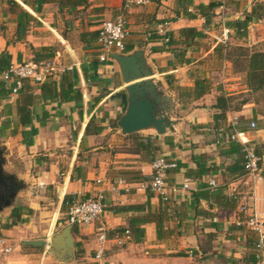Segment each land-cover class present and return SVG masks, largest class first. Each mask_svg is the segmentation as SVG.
I'll use <instances>...</instances> for the list:
<instances>
[{
  "label": "crops",
  "instance_id": "1",
  "mask_svg": "<svg viewBox=\"0 0 264 264\" xmlns=\"http://www.w3.org/2000/svg\"><path fill=\"white\" fill-rule=\"evenodd\" d=\"M16 1L40 22L39 25L30 27L26 37L27 43L35 47L55 45L52 42L59 43L62 47V54L58 49L56 53L64 58H71L70 63L74 67L68 72H71L73 78L76 79L83 96L79 102L74 100L62 102L59 99L39 100L33 108L32 125L20 127L13 135H8V129L5 128L3 121L7 119L6 122L11 123L16 120L15 99L17 95L11 99L2 100L0 103V134L8 135L6 146L15 148V152L21 156L28 167L25 166V169L20 170L19 163L16 164L6 158L7 154L3 155L12 173L24 180L27 178L30 181L34 179L46 183L56 182L62 196L67 193H76L81 197H87L99 191L104 193L106 208L100 218L90 226L74 228L76 260L80 264H255L252 253L256 234L244 224L239 223L246 215L240 211L239 207L242 203L251 205L253 196L264 197V181L253 183L249 178L239 177L223 182L224 170L221 165L226 158L219 155L220 144L212 142L213 136L204 131V127H200L198 131L192 128L195 124L212 123L213 109L197 112L195 108L189 114L179 116L175 114L179 106L177 102L173 113V117L178 119L176 125L161 135L139 133L154 138L155 144L160 147L153 158L163 155L177 163H185L189 168L196 167L197 162L203 160L206 166L215 167L208 169L199 180L186 176V166L168 169L166 172L168 199H164L158 193L145 187L147 182H135L144 175H151V160H144L140 154L130 150H113L114 146L121 148L125 142L126 135L121 133L118 119L125 112L128 102L125 83L119 73L120 69L115 71L114 68L117 62L111 58L105 61L97 58L94 54L96 39L88 42L91 46L89 49L91 54L83 56L70 37L60 34L58 27L52 24L55 20L58 23L57 18H60L57 1L45 2L41 6L35 4V0ZM209 1L193 0V3L206 4ZM242 1L226 0L224 14L228 26L232 27L233 21L243 18L237 14H226L231 6H237ZM88 2L89 5L84 10L64 8L69 13L80 10L79 16L75 19L69 13L65 17L68 28L73 29L75 23H81L85 28L84 30L80 28L78 35L81 31L82 33L83 31H97L102 20L114 19L123 11L130 31L125 44L132 47L130 51L141 46L145 47L148 62L153 70V75L150 77L159 82L167 92L174 93L176 100V93L169 89L165 75L172 74L178 84L186 86L193 85L196 76L189 73L187 66L175 63L172 58L175 49H172L163 36L160 35L161 37L157 40L147 41L145 33L154 31L158 25H163L166 33L173 32L174 36L177 35L179 28L197 27L204 29V38L210 39L213 43L212 38L221 30L216 15L213 23L208 27H204V19L201 16L190 19L183 15H176V0H150L143 6L132 7L125 11L122 0H88ZM31 4L39 7L38 13L32 9ZM4 5L0 1V52L7 50L12 55V62L24 61L26 57L31 60L32 50L28 51L26 42H14L8 45L6 43L5 36L13 37L15 22L13 16L3 14ZM40 30H46L53 41L51 43L38 42L37 40L43 35ZM152 46H158L160 50L148 52L147 49L151 50ZM91 58L96 59V64ZM61 76L62 74L51 80L59 83ZM30 84L35 87L36 93H39L38 86L41 83ZM208 95L210 93L190 104H198ZM98 96L101 98L97 99ZM237 114L229 112L227 119L235 118ZM90 119H95L103 126L100 133L84 135L85 127ZM110 120H115L114 123L118 126L109 124ZM21 129H25L29 134L23 136ZM106 134L108 137L105 141L106 146H104L103 138ZM242 137L250 143L255 137L261 142L264 141L262 133L253 136L243 131ZM79 152L80 157H77ZM85 152L88 155L92 154L84 156ZM41 155L44 158L40 157ZM46 164L47 166L42 168ZM74 167H81L82 173L79 177L71 178ZM31 168H37L35 174L31 172ZM19 171L23 175H20ZM119 178L130 185L129 191L113 188L114 182ZM211 178L218 183L214 189L216 193L238 195L239 202L236 208H223L214 203L211 204L209 200L195 198V193L201 191L200 183H207ZM185 181L189 182L187 190L181 188ZM242 181H246L247 191L239 188ZM171 185H176L179 189L172 192ZM129 205H143L144 210L119 209ZM160 207H166L168 215L163 225L170 230V233H166L164 237L160 239L157 237L154 222L135 224V227H139L142 232L134 235L130 231L129 238L123 235L124 231L118 232L119 228L128 225L129 217L141 215L147 211L155 212ZM256 208L261 215H264V200L257 201ZM102 230L108 241L103 257L97 261L94 258V249L97 235ZM1 234H4L3 229H1ZM118 236L121 237L120 242L116 241ZM34 239L42 238L35 237ZM144 247L149 250L145 251V254H137V250ZM188 247L192 249L184 250ZM44 251L47 252V249ZM32 255L34 254L22 253L19 245L12 259L15 264H24Z\"/></svg>",
  "mask_w": 264,
  "mask_h": 264
},
{
  "label": "trees",
  "instance_id": "2",
  "mask_svg": "<svg viewBox=\"0 0 264 264\" xmlns=\"http://www.w3.org/2000/svg\"><path fill=\"white\" fill-rule=\"evenodd\" d=\"M5 5L2 8L3 14L13 16L15 22V30L13 37H6L7 45L14 42H26V37L30 27L33 25H39L40 22L32 15L28 10H26L20 3L16 0H0ZM57 1L59 4V10L64 8L68 9H78L83 10L88 7V0H35V4L41 6L45 2ZM159 1V0H156ZM35 4L30 6L35 12H39V7ZM220 4L219 0H210L208 3H197L194 4L193 0H176L175 14L183 15L190 19L197 18L198 16L203 17L204 27H208L213 23V18L215 16V8ZM192 7V11L188 9ZM81 9V10H82ZM80 11V10H79ZM264 20V2L256 0L253 2L252 7L249 11H245L243 18L232 22V27L235 29L238 38H244L247 36V25L250 21L261 22ZM2 29L4 27H1ZM202 28L197 27H182L177 30V35L174 36L173 32H167L165 35L168 38V44L182 45L184 48L196 44L197 40L205 37V33ZM97 31H86L81 33V40L83 42H93L96 39ZM160 35H153L150 41L157 40ZM163 38V37H162ZM32 50V60H48L51 61L57 51L55 45H43V46H33L27 43ZM223 46L222 44H217L214 51H219ZM132 47L125 45V52L131 50ZM160 47L152 46L151 51H158ZM94 54H97L96 51ZM245 58V67L242 70L246 76V84L249 89L258 90L264 88V50H252L243 53ZM96 60V59H92ZM185 63H189L188 60H184ZM95 63V61H93ZM12 64V55L7 51L3 50L0 52V74L9 70ZM96 64V63H95ZM52 79V78H51ZM49 80L41 83L39 88V93H36L35 87L30 84L28 80L23 81L21 89L17 93L15 99V113L16 120L7 123L4 119L3 124L5 128L8 129V135H13L18 132L20 127H26L32 125L33 108L35 104L41 99H59L62 102L74 100L79 102L82 100V90L77 86L76 79L73 78L72 73H64L61 76L59 83L55 80ZM165 80L169 84V89L176 93L177 102L181 105H188L191 102L201 98L205 94L209 93L213 88V83L211 79L207 76L197 75L194 79V83L191 86L180 85L177 83L176 79L172 74H166ZM217 94L215 100L211 105L213 109V121L210 124V129L212 131V142L220 144L219 155L226 158L221 167L224 170L223 182H229L233 179L242 177L247 178V171L245 169V152L243 151L244 145L236 138L237 131H246L245 127H241L238 122L234 125L227 123V113L228 111L238 110V106L234 105L233 101L237 98L236 95L225 92L221 87H216ZM11 92V85L7 86L3 80L0 79V103L2 100H6ZM98 96L97 99H100ZM246 101H241L244 104ZM254 117V115H253ZM116 126H118L116 124ZM103 130V126L95 119H90L85 127L84 135L88 134H98ZM21 134L26 136L29 134L25 129H21ZM130 141L131 149L134 153L140 154L144 160H152L153 156L158 153L160 147L156 145V140L150 136H144L139 133H130L126 135ZM253 150L264 156V145L262 147L254 148ZM80 157V152L78 156ZM194 158V156H192ZM203 161V160H202ZM197 162L196 167L189 168L185 163H177V168L186 166L187 169L185 174L187 177L193 179H201L204 173L208 169H214L215 167L206 166L204 162ZM82 173L81 167H74L71 178L80 176ZM150 176L144 175L140 177L135 182H148ZM128 180V179H127ZM130 181V180H129ZM133 181V180H132ZM201 191L195 193V198H203L209 200L219 207L223 208H236L239 202V197L237 194H224L222 192L216 193L215 190L209 189L206 182L200 183ZM148 188V187H147ZM73 194H65L61 211L65 212V201L70 198ZM119 209L125 210H144L143 205H129L122 206ZM33 209L21 204H15L10 210L8 221L6 223H0V236L1 229L14 226L20 222L27 221V217L32 214ZM167 208L160 207L158 211L152 212L147 211L144 214L129 217L128 225L126 227H121L118 232L128 229L134 235L141 233L142 230L139 227H135V224H142L148 222H154L157 230V237L160 239L170 233L168 228H165L163 222L167 220ZM243 227V226H242ZM73 232L75 231L72 228ZM255 243V240H254ZM253 243V244H254ZM25 248H42L33 247L29 245H23ZM254 246V245H253ZM254 249V248H253ZM78 256V255H77ZM252 258L255 263L254 252L252 253Z\"/></svg>",
  "mask_w": 264,
  "mask_h": 264
},
{
  "label": "rangeland",
  "instance_id": "3",
  "mask_svg": "<svg viewBox=\"0 0 264 264\" xmlns=\"http://www.w3.org/2000/svg\"><path fill=\"white\" fill-rule=\"evenodd\" d=\"M254 1L256 0H243L242 3L240 2V4L237 6H231V9L228 10L226 14H237L243 16L245 11L250 10ZM259 1L264 2V0ZM68 13L69 12L67 10H60V18H57L59 19L58 23L55 20V22H52L53 26L55 25L56 27H58V31L60 32V34H63V36L70 37L73 43L76 44L78 50L82 52L83 56L91 54L89 50L91 46H89V43L80 40V34L82 33V31L79 35L77 33L80 28H83L84 30L85 26L81 23L76 24L75 22H73V24L75 23L76 25H73V29H69L67 20H65V17L68 15ZM69 14L75 19V17L79 16L80 12H70ZM40 31H42L43 35H41V38L37 40L38 42L51 43V41H53V39L49 37V34H47L46 30ZM52 43L55 44L56 48L60 52L62 51V47L59 43ZM216 45H213L210 39L202 38L197 40L196 44H192L191 46L186 48H184L182 45L172 46V49H175L173 52L174 56H172V58H174L175 60V63L187 66V69L191 75H201L209 77L213 83V88L209 92L210 95L206 96V98H204V101H199L198 104H179V106L175 110V114L184 116L187 113L189 114L195 108H197V112H204L207 109H212L211 105L214 102L217 93L216 87H221L225 92L237 96V98L234 99L233 103L234 105L238 106L239 109L236 111H228V113H238V116H235L236 118H234V121L238 122L241 127H245V132L250 133V135L256 136L259 133H262V135H264V88L254 91L252 89H249L246 84L245 73L242 71L245 67L246 62L243 53L252 50H264V20L258 22V24L252 25L250 28V32L249 34L247 33L246 37L242 39L238 38L234 29L230 34L229 40L227 41L226 45L221 46V49L219 51H214ZM27 46L28 51H31L29 45ZM55 58L57 64L62 65H69L72 61L71 58H64L58 53H56ZM27 60L30 59L26 57L24 61ZM184 60H188L189 63H185ZM93 61L96 60H92V62ZM114 68L115 71H119L117 63L114 65ZM241 101L246 102L242 104ZM250 120H254L256 123L254 129L250 128L248 125V122ZM114 122L115 120H110L109 124L115 126L116 123ZM210 124L212 123L206 125L195 124L193 125V127H191L194 131H198L200 127H204V131L213 136V130L210 129ZM0 136H2L0 137V149L3 150L4 155L7 154L8 157L6 158L14 161L16 164L19 163V166L22 168L21 169L19 167L20 170L25 169V166L28 167L27 165H25V161L21 158V156H19L17 152H15V148L12 149L8 145L6 146L5 143L8 140V135H5L3 133L0 134ZM107 137V134L104 135V146H106L105 141ZM236 138L238 139L237 135ZM251 144L254 148L262 147L264 145V141L261 142L259 138L255 137ZM114 149H131L129 139L125 138L123 146L121 148L114 146L113 150ZM91 154L92 153H89L90 156ZM83 155L86 156L88 154H86L85 152ZM40 157L44 158V156L42 155ZM45 166H47V164L43 165L42 168H45ZM6 169L12 172V169H10L7 165ZM36 170L37 168H31V172L33 174H35ZM61 171H63L62 167ZM18 173L20 175H23L20 171ZM61 178L62 175L59 177V179L61 180ZM58 186L59 185L56 182L46 183L34 179L30 181L26 178L25 187L18 192L13 202V205L21 204L30 207L33 209V212L27 217V221L20 222L8 228H3L4 234H2L1 236L8 238L10 243H12L13 245L19 244L20 251L22 253L34 254L30 256L26 260V262H40L42 264H66L63 262H59L56 259L55 255L49 251L43 254V251L46 248H25L21 243L22 240L34 239L35 237H40L49 241L50 237L54 233L60 231L61 228L66 225V214L65 212L61 211L64 195L62 196L60 194V189L58 188ZM239 188H241V190L243 191H247L248 185H246V181H242L239 185ZM9 213V207L4 208L3 211L0 212V223H6L8 221ZM187 249H192V247H188L184 250ZM147 250H149V248L144 247L142 249H138L137 254H145V251Z\"/></svg>",
  "mask_w": 264,
  "mask_h": 264
},
{
  "label": "built area",
  "instance_id": "4",
  "mask_svg": "<svg viewBox=\"0 0 264 264\" xmlns=\"http://www.w3.org/2000/svg\"><path fill=\"white\" fill-rule=\"evenodd\" d=\"M220 4L216 7L215 15L217 16V22L221 26L220 33L212 38L214 45L222 44L226 45L229 40L230 34L234 28L226 24L225 17V4L226 0H219ZM150 0H122L123 10H128L132 7H139L149 3ZM192 11V7L188 9ZM258 22L251 21L247 25V33L249 34L252 25ZM130 31L127 25V18L122 11L114 19L102 20L97 28L96 34V56L100 61H105L109 58L110 52H125V40L128 37ZM166 30L163 25H158L154 31H148L145 33V40L149 41L153 35H161L165 41H168L166 37ZM151 52L150 48L147 49ZM54 57L51 61L48 60H27L22 62H12L8 71L0 74V79L5 82L7 86L11 85V92L9 99L17 95L19 89H21L24 80H28L32 84H40L48 79L55 78L63 73L71 71L74 65H62L57 64ZM236 118V117H235ZM227 123L234 125L236 122L234 118L227 119ZM250 128L254 129L256 123L254 120L248 122ZM236 135L238 140L244 145L243 151L245 152V169L247 171V178L253 183L264 181V156L257 154L252 146L245 141L242 137L243 131H237ZM151 175L149 181L145 184L151 191H154L161 195L164 199H168V184L166 182V172L168 169L176 168L177 162L175 160L168 159L166 156L159 155L154 157L150 163ZM210 189H215L218 186L217 181L211 178L207 181ZM113 188H122L125 191L130 190V185L123 179H117ZM181 188L183 190L189 189V182L182 183ZM179 188L176 185H171L170 190L176 192ZM65 201V224H70L72 228L87 227L95 223L105 211V195L99 191L94 195L81 197L78 194H74ZM264 200V197H252V204L247 205L242 203L239 207L240 211L246 213L245 217L239 222L244 224L248 229L254 231L256 234L254 243V258L255 264H264V215H261L256 208L257 201ZM248 209L250 211L248 212ZM123 235L127 238L130 237V231L124 230ZM108 238L105 232L102 230L97 235L96 245L94 249V258L99 261L106 249ZM116 241L120 242L121 237H116ZM19 247V244L13 245L8 238L0 236V264H15L12 255L14 251ZM44 251L43 254H45ZM25 264H42V263H30Z\"/></svg>",
  "mask_w": 264,
  "mask_h": 264
},
{
  "label": "water",
  "instance_id": "5",
  "mask_svg": "<svg viewBox=\"0 0 264 264\" xmlns=\"http://www.w3.org/2000/svg\"><path fill=\"white\" fill-rule=\"evenodd\" d=\"M145 47L141 46L129 52H110L109 58L119 65L122 81L125 83L127 106L119 117L118 125L123 135L130 133L164 134L167 129L178 123L173 117L177 103L174 93L167 92L154 78L152 66L148 62ZM7 161L0 149V186L7 188V193L0 192V212L13 207V202L20 190L25 187V180L6 169ZM23 245L46 248L59 262L80 264L76 260L73 230L70 224L64 225L46 239H27Z\"/></svg>",
  "mask_w": 264,
  "mask_h": 264
},
{
  "label": "flooded vegetation",
  "instance_id": "6",
  "mask_svg": "<svg viewBox=\"0 0 264 264\" xmlns=\"http://www.w3.org/2000/svg\"><path fill=\"white\" fill-rule=\"evenodd\" d=\"M0 192L6 194L8 191H7V188H6V187H4V186H0ZM14 205H15V204H14Z\"/></svg>",
  "mask_w": 264,
  "mask_h": 264
}]
</instances>
